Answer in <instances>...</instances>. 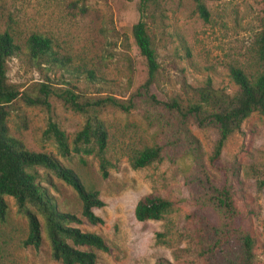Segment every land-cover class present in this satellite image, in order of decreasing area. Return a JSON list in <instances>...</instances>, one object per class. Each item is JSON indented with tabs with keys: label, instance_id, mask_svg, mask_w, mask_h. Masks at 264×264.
<instances>
[{
	"label": "rangeland",
	"instance_id": "rangeland-1",
	"mask_svg": "<svg viewBox=\"0 0 264 264\" xmlns=\"http://www.w3.org/2000/svg\"><path fill=\"white\" fill-rule=\"evenodd\" d=\"M208 20L200 17L194 0H149L142 13L140 0H0V33L10 31L21 51L8 59L7 79L21 90L35 82H51L85 97L113 95L127 98L147 76L143 57L135 45L132 25L140 18L156 52L159 69L150 92L158 99L192 98L194 87L210 79L215 88L234 93L238 86L229 74L232 65L255 73L263 68L255 40L264 31V0H204ZM32 33L50 37L60 64L37 65L25 48ZM87 70L94 78L87 77ZM131 112L114 108L101 111L108 131L106 156L111 163L102 177L95 154L75 144L85 116L51 97L49 109L17 100L10 108V133L33 151L47 152L72 169L89 189L99 192L104 205L94 208L103 218L92 225L80 215L81 200L74 187L54 172L39 168L41 184L55 196L63 211L77 214L83 231L103 236L110 252H98V264H203V243L210 238L207 221L211 209L195 203V182L208 176L216 186L226 184L242 216V226L254 239L256 264H264V115L246 118L239 131L226 140L218 165L210 157L217 129L199 127L188 120L198 141V155L178 150L162 161L133 168L129 158L143 146L162 141L161 116L141 100ZM64 130L70 153L60 154L52 137L44 134L48 122ZM168 121H166V124ZM176 129V122L170 121ZM155 194L174 205L160 219L139 221L134 208L140 198ZM6 213L0 219V264H60L51 255L50 242L39 217L42 245L24 247L27 218L15 200L5 196Z\"/></svg>",
	"mask_w": 264,
	"mask_h": 264
},
{
	"label": "trees",
	"instance_id": "trees-1",
	"mask_svg": "<svg viewBox=\"0 0 264 264\" xmlns=\"http://www.w3.org/2000/svg\"><path fill=\"white\" fill-rule=\"evenodd\" d=\"M148 1L140 0L141 13ZM194 2L200 17L208 20L209 11L205 1ZM131 31L139 54L144 59L147 76L141 87L127 98L113 95L85 97L69 88L45 81L35 82L21 90L8 81L6 64L9 58L21 51L22 45L15 41L10 31L0 33V219H4L6 213L5 196H11L18 212L28 221V233L22 245L38 249L43 239L41 217L52 258L60 264H98V252L109 253L111 248L103 236L72 225L81 223L82 219L73 212L60 209L53 193L41 184L38 169L50 170L74 187L82 203L80 215L92 225L104 222L93 210L102 207L104 201L97 190L87 188L79 176L55 156L27 148L21 139L10 133L8 117L11 106L17 100L29 106L49 109L50 98L54 96L66 107L82 113L85 122L76 133L74 143L84 145L85 153L95 154L102 177L108 176V167L111 166L106 156L109 135L100 117L104 109L114 108L128 113L136 108L137 100H141L150 108L156 107L155 110L164 118L161 121L162 134H158L162 141L145 145L132 154L129 162L133 168L162 161L171 150L173 153L168 156L170 158L183 149L188 155H198V141L188 130V120L199 127L217 129L218 136L210 162L212 166L221 168L217 162L229 136L239 131L243 121L252 113L264 115V31L255 40L256 52L263 62V68L255 73H248L235 65L229 68L230 77L238 86L236 92L231 94L215 88L211 80L207 79L203 85L191 87L193 97L186 99L177 96L158 99L150 92L159 69L156 52L142 18L132 25ZM25 48L37 65L60 64L61 59L57 57L52 39L44 34H30ZM87 77L94 78V72L87 70ZM172 120L176 122V129L170 127ZM44 134L54 139L61 155L70 153L67 136L56 122L49 121ZM193 183L199 189L193 199L195 203L209 207L216 217L214 222L207 221L205 224L210 238L205 240L201 250L203 264H256L254 239L241 224L242 216L230 188L226 184H212L208 176L205 182ZM173 205V201L168 198L147 194L138 200L134 214L139 221L160 219ZM157 264L171 263L160 259Z\"/></svg>",
	"mask_w": 264,
	"mask_h": 264
}]
</instances>
